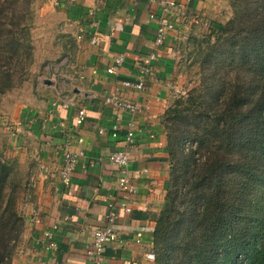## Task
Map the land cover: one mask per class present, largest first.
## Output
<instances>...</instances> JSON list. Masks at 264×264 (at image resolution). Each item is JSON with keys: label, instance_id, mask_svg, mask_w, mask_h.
<instances>
[{"label": "crops", "instance_id": "1", "mask_svg": "<svg viewBox=\"0 0 264 264\" xmlns=\"http://www.w3.org/2000/svg\"><path fill=\"white\" fill-rule=\"evenodd\" d=\"M38 1L37 11L44 17L38 23L39 36L48 45L38 58L63 52L72 62L67 82L51 76V84V77L45 76L40 85L10 91L0 110V143L22 174L25 225L12 264H92L88 250L93 231L107 223L110 202L118 212L121 237L106 247L104 264H155L147 254L154 251L172 169L164 118L189 89L192 70L181 62L180 47L191 32L222 22L229 0ZM159 19L174 25L163 44L156 43ZM120 54L125 55L124 65L109 73ZM151 54L155 57L146 89L125 87L123 81L137 80L140 60ZM111 93L138 103L141 110L116 108L106 99ZM80 109L86 118L78 124ZM132 122L134 142L128 145L125 136ZM113 125H118V137L112 135ZM124 148L137 188L130 212L118 204L119 167L110 161L113 151ZM66 149L85 152L68 185L59 174ZM55 224L58 247L47 251L44 233Z\"/></svg>", "mask_w": 264, "mask_h": 264}, {"label": "trees", "instance_id": "2", "mask_svg": "<svg viewBox=\"0 0 264 264\" xmlns=\"http://www.w3.org/2000/svg\"><path fill=\"white\" fill-rule=\"evenodd\" d=\"M32 2L0 0V100L34 59ZM232 5L200 57L201 85L164 118L172 169L155 264H264V0ZM13 168L0 147V264H12L25 225Z\"/></svg>", "mask_w": 264, "mask_h": 264}, {"label": "built area", "instance_id": "3", "mask_svg": "<svg viewBox=\"0 0 264 264\" xmlns=\"http://www.w3.org/2000/svg\"><path fill=\"white\" fill-rule=\"evenodd\" d=\"M56 4H59L58 0H55ZM173 4V3H168ZM94 13V11H92ZM152 18L155 17L154 14L151 15ZM159 27L157 30V44H163L166 35L172 29H174V25L170 23L167 19H159ZM155 57L154 54H151L149 57L143 58L140 60L139 63V75L138 79L135 81L126 80L123 81V85L125 87L135 88L138 90H144L147 87L146 79L152 73V65L151 61ZM125 63V55L120 54L115 58V62L108 68L109 73H116L118 72L121 67ZM107 101L111 102L116 108L128 110L133 113H136L141 110V107L136 102H129L121 100L116 96L115 93H111L109 96L106 97ZM86 118V111L85 109H80L77 123L81 124ZM134 123H131V128L129 129L128 133L126 134L125 138L127 144H132L134 142L135 132L133 129ZM100 132H104V129H100ZM112 135L114 137H118V125H113V132ZM80 142H83L84 139L82 137L79 138ZM85 154L84 151H72L66 149L64 151L63 157V164L60 168L59 174L61 176L62 181L68 185L72 181L73 174L76 170V167L79 163L80 156ZM110 161L119 167L118 171V185L120 189V197L118 204L120 207L125 209L126 211L130 212L132 210L131 199L133 198L134 194L137 193V188L133 183L134 173L130 167L131 156L128 152V149H118L111 153ZM117 205V204H116ZM110 209L107 214V223L104 226L96 227L93 231V241L90 245L88 250L89 258L92 264H104L105 260V250L106 247L118 240H120V232L118 228V212L115 209V204L113 202L109 203ZM67 218V217H66ZM35 221H39V218L36 216L34 217ZM58 228V224H55L53 229H49L44 233L43 239V246L47 251H53L57 249L58 243L55 238L54 229ZM137 241H141L142 232L137 233ZM149 259L155 261L156 254L154 251H150L147 254ZM38 264H47L45 261H40Z\"/></svg>", "mask_w": 264, "mask_h": 264}, {"label": "rangeland", "instance_id": "4", "mask_svg": "<svg viewBox=\"0 0 264 264\" xmlns=\"http://www.w3.org/2000/svg\"><path fill=\"white\" fill-rule=\"evenodd\" d=\"M38 3H40V1H36L33 0L32 2V8H33V13H32V29H31V36H32V43L34 45V59L33 62L29 68L28 71H26L23 75V79L21 78L20 83L14 87L13 89H11L10 91H17L18 88L29 84L30 86L34 85V83L37 84H42L45 80V76L47 77H51L54 76L56 79V82H63L67 80V76H68V68L71 65V62H69V59L65 56V54L62 52L61 54H58L57 56H54L53 58H38V54L41 55V53L45 52V48L48 47V45L44 44L45 42L41 41L42 38L39 36L40 34V29L41 26L38 23H41L43 21V18L40 15V12L37 11V5ZM228 12L226 16H223V21L219 22L218 25L213 26L212 28H208L204 31H194L191 32L188 36V38H186V40H184V42L182 43L180 50H181V62H183L184 65L191 67L192 70L190 71V76H189V82H188V86L189 89L186 91V93H184L183 95H187V93H189V91L197 86L201 85V62H200V57H202V55H204V52L210 47L211 44H213L216 40V35L219 31L220 26L219 25H225L227 24L233 17L235 14V10L234 7L232 5V0L228 1ZM225 19V20H224ZM215 28V29H214ZM212 31H215L216 33H214L212 35ZM212 37H208L211 36ZM210 38V39H209ZM67 40L71 41L70 38H67ZM48 59V61H46ZM45 62V64L43 65V63ZM55 74V75H54ZM52 81L51 84L54 83L53 81H55L52 77H51ZM67 82V81H66ZM9 91V92H10ZM9 92H6V94L1 96V100H0V110L3 106V101H4V97L7 96L9 94ZM1 120V119H0ZM1 130V127H0ZM3 138H0V141ZM196 144V142H194ZM191 144H193L191 142V139L189 138L188 140L185 141V144H183V146L187 149L192 148ZM194 144L193 147H196V145ZM0 147L3 151L4 154V159L7 160L10 164L13 165V178L15 179L16 183L19 184L20 188H19V193H18V208L21 211L20 208V201H21V197H22V187H21V183H22V174H21V168L20 165L14 160L12 159L10 156L7 157L6 151L7 148H5V146H3L0 143ZM202 157V154H199ZM176 160V159H175ZM22 212V211H21ZM22 236V235H21ZM21 238V237H20ZM20 240V239H19ZM19 242V241H18ZM17 242V244H18ZM17 247V246H16Z\"/></svg>", "mask_w": 264, "mask_h": 264}]
</instances>
